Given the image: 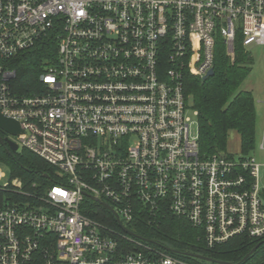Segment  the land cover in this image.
<instances>
[{"label": "built area", "instance_id": "obj_1", "mask_svg": "<svg viewBox=\"0 0 264 264\" xmlns=\"http://www.w3.org/2000/svg\"><path fill=\"white\" fill-rule=\"evenodd\" d=\"M236 40L264 46V0H0V114L22 132L6 135L54 169L41 193L0 187V264H187L127 233L142 212L184 218L209 248L263 238L260 165L203 158L183 89ZM51 43L18 91L15 66ZM86 200L127 232L90 219Z\"/></svg>", "mask_w": 264, "mask_h": 264}, {"label": "trees", "instance_id": "obj_2", "mask_svg": "<svg viewBox=\"0 0 264 264\" xmlns=\"http://www.w3.org/2000/svg\"><path fill=\"white\" fill-rule=\"evenodd\" d=\"M48 51L55 52L56 45L44 44L20 59L23 62L15 66L18 91L23 84L29 88L27 91L36 86V76L42 71L41 62ZM252 66L253 58L239 40L235 42L232 60L226 55L223 43L218 41L214 49L213 75L205 80L188 73L184 76L183 89L187 105L197 111L198 148L203 158L226 153L231 133L239 136L242 156L246 157L254 150L257 119L255 101L251 92L239 91L251 73ZM26 74L29 77L26 78ZM0 162L9 166L10 178L21 179L30 192L41 193L43 188L53 184L54 169L28 150L11 152L0 146ZM34 184L38 186L37 189H33ZM85 206L92 209L88 214L90 219L123 233L106 203L99 205L86 200ZM127 227L153 249L187 264H264V237L253 239L238 236L209 248L202 229L166 211L153 218L142 212ZM121 244L125 248L129 246L123 241ZM255 247L256 250L243 261ZM189 254L212 261L190 257Z\"/></svg>", "mask_w": 264, "mask_h": 264}, {"label": "rangeland", "instance_id": "obj_3", "mask_svg": "<svg viewBox=\"0 0 264 264\" xmlns=\"http://www.w3.org/2000/svg\"><path fill=\"white\" fill-rule=\"evenodd\" d=\"M253 58L252 71L241 84L239 91H249L252 93L256 108V132L254 150L247 156L253 158L260 165L259 187L264 194V151L260 149L264 134V46H251L247 48ZM192 124V133H196V118L190 116ZM13 140H15L13 138ZM16 141V140H15ZM22 149H19V151ZM227 152L233 159L239 158V138L231 133L229 136ZM0 171L4 177L0 180V187L10 182V168L7 164L0 162Z\"/></svg>", "mask_w": 264, "mask_h": 264}, {"label": "water", "instance_id": "obj_4", "mask_svg": "<svg viewBox=\"0 0 264 264\" xmlns=\"http://www.w3.org/2000/svg\"><path fill=\"white\" fill-rule=\"evenodd\" d=\"M213 75V70H210L207 74V76L204 78V80L208 77H211ZM0 130L2 132H4L5 134L9 135V136H18L20 135L22 132H21V129H20V126L17 122L13 121V120H10V119H7L5 117H3L1 114H0ZM5 143L8 145L9 147V150L11 152H16L18 150V147L17 145L10 141V140H6ZM0 144H3V141L0 139ZM120 227L122 229H124L121 225ZM125 230V229H124ZM126 231V230H125ZM127 232V231H126ZM128 234L134 236V237H137L136 235H134L132 232H127ZM257 247H255L254 249L251 250V252L245 256V258L243 259V261L245 259H247L255 250H256ZM171 251V250H170ZM173 252V251H172ZM175 253V251H174ZM188 256L190 257H194V258H197V259H200V260H205V261H209L211 262L212 260L210 259H207V258H204L202 256H197V255H192V254H189Z\"/></svg>", "mask_w": 264, "mask_h": 264}, {"label": "flooded vegetation", "instance_id": "obj_5", "mask_svg": "<svg viewBox=\"0 0 264 264\" xmlns=\"http://www.w3.org/2000/svg\"><path fill=\"white\" fill-rule=\"evenodd\" d=\"M0 139L3 141V144H0V146L3 147V148H5L6 150L9 151V147H8V145L5 143V141H6V140L13 141V138L8 137L5 133H3V132L0 130Z\"/></svg>", "mask_w": 264, "mask_h": 264}, {"label": "crops", "instance_id": "obj_6", "mask_svg": "<svg viewBox=\"0 0 264 264\" xmlns=\"http://www.w3.org/2000/svg\"><path fill=\"white\" fill-rule=\"evenodd\" d=\"M234 134V133H233ZM237 135V134H236ZM238 136V135H237ZM238 138H239V136H238ZM240 145V144H239Z\"/></svg>", "mask_w": 264, "mask_h": 264}]
</instances>
